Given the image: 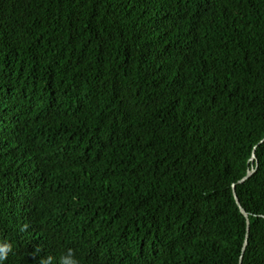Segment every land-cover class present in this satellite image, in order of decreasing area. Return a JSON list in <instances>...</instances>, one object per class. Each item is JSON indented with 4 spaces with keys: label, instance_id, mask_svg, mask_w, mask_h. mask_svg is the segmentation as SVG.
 I'll list each match as a JSON object with an SVG mask.
<instances>
[{
    "label": "trees",
    "instance_id": "obj_1",
    "mask_svg": "<svg viewBox=\"0 0 264 264\" xmlns=\"http://www.w3.org/2000/svg\"><path fill=\"white\" fill-rule=\"evenodd\" d=\"M0 243L264 264V0H0Z\"/></svg>",
    "mask_w": 264,
    "mask_h": 264
},
{
    "label": "clouds",
    "instance_id": "obj_2",
    "mask_svg": "<svg viewBox=\"0 0 264 264\" xmlns=\"http://www.w3.org/2000/svg\"><path fill=\"white\" fill-rule=\"evenodd\" d=\"M11 251V245L8 243H0V264H5L8 253ZM41 264H52V258L42 260ZM59 264H78V261L73 257L72 251L69 249L66 255L60 258Z\"/></svg>",
    "mask_w": 264,
    "mask_h": 264
},
{
    "label": "water",
    "instance_id": "obj_3",
    "mask_svg": "<svg viewBox=\"0 0 264 264\" xmlns=\"http://www.w3.org/2000/svg\"><path fill=\"white\" fill-rule=\"evenodd\" d=\"M252 159H253V160L255 159V155H254V154L252 155ZM253 172H254V170H252V169L249 170V171L247 172L246 176L243 177V178L240 180V182H243L245 179H247V177H249ZM233 194H234V198H235V200H236V203H237L238 206H239L240 212H241V213L243 214V216L246 218V225H247V229H246V231H247V233H248V231H249V219H248V214H247L246 211L240 206L235 191H233ZM246 243H247V241L245 240L244 245H243V248H242V251H244L245 246H246Z\"/></svg>",
    "mask_w": 264,
    "mask_h": 264
}]
</instances>
